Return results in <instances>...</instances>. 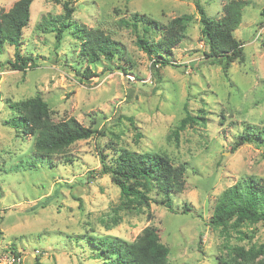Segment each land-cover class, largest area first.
<instances>
[{"label": "rangeland", "instance_id": "obj_1", "mask_svg": "<svg viewBox=\"0 0 264 264\" xmlns=\"http://www.w3.org/2000/svg\"><path fill=\"white\" fill-rule=\"evenodd\" d=\"M15 1L0 0V12ZM63 1L32 0L18 47L34 67L12 69L14 47L0 46V256L15 250L22 264H106L89 237L132 241L154 226L169 248L166 264H264V223H208L224 190L264 177V138L252 135L231 149L244 127H264V0H244L233 31L242 52L228 65L206 55L193 0H73L71 20L118 42L112 58L96 62L68 30L57 45L50 19L63 13ZM227 1L200 3L216 19ZM182 15L189 16L184 37L155 70V54L141 50L136 37L157 40L163 25ZM86 69L94 75L85 77ZM34 96L54 121L73 116L98 133L55 154L38 152L34 135L15 121L18 102ZM185 105L204 120L176 139ZM99 151L106 164L122 151L160 152L183 164L184 187L169 194L171 209L154 185L138 186L141 203H129L111 174H91L101 168Z\"/></svg>", "mask_w": 264, "mask_h": 264}, {"label": "trees", "instance_id": "obj_2", "mask_svg": "<svg viewBox=\"0 0 264 264\" xmlns=\"http://www.w3.org/2000/svg\"><path fill=\"white\" fill-rule=\"evenodd\" d=\"M59 1V0H57ZM73 0H64L63 13L51 16L50 30L56 32L57 45L61 35L70 31L79 42L80 53L88 62H96L100 57L110 59L118 50V42L109 34L100 29H91L84 24L71 20L74 10ZM202 23V34L208 46V57H222L225 65L241 55L240 42L233 36V31L241 21V10L244 0H229L223 5V14L214 19L206 15L200 0H193ZM32 0H16L7 11L0 12V46L3 43L14 47V58L8 61L12 69H26L34 67L35 62L30 55H23L19 51V43L23 28L27 25L30 16ZM264 15V3L260 9ZM131 22L136 28L138 14H134ZM189 16L182 15L173 18L163 25V34L157 40H149L137 36L136 44L152 58V67L156 70L157 64H165V54H170L184 37V29ZM122 24H128L121 19ZM58 23V26L52 24ZM148 25H156L154 20L148 19ZM85 77L94 75L89 69L85 70ZM88 72V73H87ZM185 115L174 130L176 139L179 131L197 120H204L203 116L193 115L187 106H184ZM16 124L22 127L24 133L34 135V148L41 153L55 154L61 152L73 142L87 139L98 130L80 123L71 116L63 120L54 121L47 103L39 96L24 99L17 104ZM264 138V127L254 130L244 127L239 138L235 140L231 149L249 141L250 136ZM99 171L91 170V174H111L112 181L119 187L121 196L129 203H141L143 192L139 187L149 190L154 185L163 192L161 202L171 209V192H180L184 187L183 164H173L170 159L160 152H129L122 151L113 159L111 164L105 163V155L100 151ZM183 208L182 212H186ZM264 223V177L257 179L249 177L235 185L228 187L217 198L212 215L208 223L214 227L226 229L228 226L241 224ZM91 244L99 251L106 264H166L169 248L159 241L157 229L154 226L145 227L132 241L114 238L89 237ZM264 251L262 246L258 252Z\"/></svg>", "mask_w": 264, "mask_h": 264}, {"label": "built area", "instance_id": "obj_3", "mask_svg": "<svg viewBox=\"0 0 264 264\" xmlns=\"http://www.w3.org/2000/svg\"><path fill=\"white\" fill-rule=\"evenodd\" d=\"M14 251H11L5 255H1L0 264H22L21 254L17 251ZM35 252H37V250H35ZM35 252L33 255H36Z\"/></svg>", "mask_w": 264, "mask_h": 264}]
</instances>
